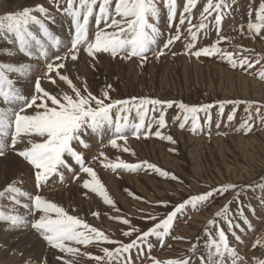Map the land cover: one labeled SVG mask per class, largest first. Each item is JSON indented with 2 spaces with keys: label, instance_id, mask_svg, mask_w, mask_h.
I'll return each instance as SVG.
<instances>
[{
  "label": "snow or ice",
  "instance_id": "obj_1",
  "mask_svg": "<svg viewBox=\"0 0 264 264\" xmlns=\"http://www.w3.org/2000/svg\"><path fill=\"white\" fill-rule=\"evenodd\" d=\"M50 2L57 6L58 11H63L71 17L74 34L68 45H63L62 41L46 26L45 19H49V16L47 9L42 5L0 16V33H4L0 39H6L15 44L18 53L29 60L42 58L46 68L43 75L36 78L34 92L27 96L17 86L18 80H14L10 74H16L17 77L29 76L32 65L25 62L19 64L0 62V105H4L0 106V156H4L7 151L11 150L31 166L34 170V183L37 190L35 194H30L18 187L16 181L0 190V199L8 198L14 205L26 208L27 215L32 217L28 220L19 213H5L0 210V223L6 225V231L30 226L50 248L63 254L56 256L62 264H75L79 256H86L96 261V264H121V262L134 264L131 257L134 249L138 256L146 255L150 264H191V256L166 261L155 259L150 255L153 247L150 238L155 237L163 246L164 238L173 230L175 219L178 215H182L187 207L191 206L195 209L208 202L214 194L223 195L235 189L236 185H222L202 194L191 195L172 206V210L166 212L163 217L148 214L145 219L153 221V224L146 230L133 226L127 218L109 217L127 226V230L122 231L123 236L130 238V242L126 244L111 239L105 232L89 225L79 216L69 214L63 207L39 194L44 187L48 186L50 180L56 182L55 178L58 177L59 182L64 183L65 172L71 173L73 181H79L81 174H86L89 179L83 180L81 185L87 190L85 195L87 192L94 193L102 199L104 204L118 211L96 171L89 166L84 154L78 150L77 146L88 149L90 145L85 137L89 134L101 138L110 134L108 146L117 151L122 149L124 152L130 151L127 147L129 134L136 139H139L141 135L144 138L154 135L161 140L175 142L170 135H165L159 130L167 126L165 111L173 106V102L150 98L112 101L107 90L111 87L110 85L106 86L99 96L93 95L88 91L86 84L83 88H78L68 75L60 71L67 68L69 60L77 61L81 50L92 59H96L98 53H108L113 58L119 55L121 59L136 57L141 62L146 60L148 53L154 51L153 46L157 44L158 38L162 35L159 28L151 22L158 20L160 15L157 0H64L66 4L64 8L60 7L59 0H50ZM162 3L167 9L168 27L171 29L174 27L173 22L177 15L176 0H162ZM196 5L197 0H186L183 11L179 13V25H184L186 21L189 24L187 32L190 40L185 45L184 54L196 58L218 55L234 69L254 67L253 61L248 56H241L239 52L224 51L218 47L228 39L219 35L223 19L222 9L229 6L227 0H207L200 14L199 24L192 26L188 17ZM33 13H38L39 17L45 19H40ZM213 13H216L214 20L218 34L217 41L211 46L193 50L197 40V32L192 30L193 27L198 30L205 28L204 21ZM93 17L97 25L94 39L89 35V21ZM102 23L103 28L100 27ZM30 25L38 26L40 38H37L30 30ZM179 25L175 26V35H170L162 48L155 49L154 54L157 58L164 55V50L169 49L181 38ZM262 30H264V3H261L259 10L255 12V22L249 20L246 33L244 26L240 29L242 35L255 34L256 36L264 35ZM50 49H57V52L50 56ZM61 49H63V54H60ZM255 63H260V60H256ZM57 78L67 85L70 91L64 90L53 94L41 86L42 80H48L56 85ZM259 78L264 79V68L261 69ZM224 103L220 104L221 111ZM227 103L239 104L241 102L228 101ZM149 105L152 106L151 109L147 107ZM177 107L185 114L179 127L183 130L189 120L187 114H192L191 126L188 130L195 134L199 128L195 114L200 111L206 112L211 106L204 105L202 108H197L180 103ZM248 107L251 108V102H248ZM114 109L116 110L115 118H113ZM133 109H135L136 119L130 121ZM149 111L153 113L159 111L160 115L158 118L153 116L146 120ZM256 112L259 116L260 108H257ZM233 118L232 114L227 117L229 121ZM176 119L179 120L180 117L177 116ZM251 119L249 115L236 131H243L247 134L252 127L249 123ZM261 122L264 123V117H261ZM153 123L158 126L154 133L151 131ZM118 141H123L124 144L121 145ZM100 158H103L102 166L112 171L117 169L136 171L144 167L163 177L170 176L169 173L146 161L140 164H129L118 156L115 161H109L103 151L92 159ZM171 178L177 179L174 176ZM244 187L251 188L252 185ZM239 195L240 193L237 192L234 199H237ZM21 198L28 199L31 204H24ZM158 204L165 208L168 207L167 201L158 202ZM228 213V205H225L220 212L216 213V216L227 221L229 231L239 228L240 225L233 224L227 219ZM92 215L99 219L100 213L92 212ZM237 215L250 229V222L244 216L243 211H238ZM213 224H215L214 220L209 221V225ZM133 236H135L134 239H132ZM233 236L237 241L240 240L234 232ZM174 239L181 240L183 237H174ZM91 244L97 247L103 244L116 245V247L111 250L107 247H100L103 256H94L81 251L79 247L87 248ZM253 247L264 248V238L257 240ZM145 248L148 249L147 253L144 251ZM205 249L206 254L201 255L200 264H227L228 259L232 260V264H238L241 259L236 250L230 246L228 237L221 229H217L215 236H209ZM197 251L198 245L191 243L188 252L194 256ZM43 264H47L46 259ZM253 264H264V259L254 257Z\"/></svg>",
  "mask_w": 264,
  "mask_h": 264
},
{
  "label": "rangeland",
  "instance_id": "obj_2",
  "mask_svg": "<svg viewBox=\"0 0 264 264\" xmlns=\"http://www.w3.org/2000/svg\"><path fill=\"white\" fill-rule=\"evenodd\" d=\"M14 1L6 0V8L4 12L0 13V16L16 13L25 8H35L37 5H42L43 3L42 6L47 9L48 16L51 15V12H54L55 15H58V18L52 22V20L49 21V19L39 17L38 13L33 14L37 15L40 19H45L46 26L49 27L53 35L62 41L63 45L69 44L74 34L71 17L63 11H58L54 3H51L50 0H27L28 2L24 1L17 4ZM60 1V7H66L64 0ZM185 2L186 0H176L177 15L173 22L174 27L170 29L168 27L167 9L164 7L162 0H157L160 15L158 20H152L151 22L159 28L162 35L158 38L157 44L153 46L154 51L157 47L162 48L170 35H175V26L179 25V13L183 11ZM206 3L207 0H197V5L192 9L188 17L191 20L192 26L199 24L200 14ZM261 3H264V0H227L229 6L222 9L223 19L220 24L219 35L228 39L219 44L218 47L224 51L239 52L241 56H248L254 63V67L252 68L242 69L237 67L234 69L225 60L220 59L218 55L196 58L184 54L185 45L190 40L187 32L189 27L187 21L184 25H179L181 38L171 45L169 49H165L164 55L157 58L154 51L150 52L147 59L141 65L138 64L137 70L134 67L130 69V72L126 75L127 79L123 76L112 74L111 70L114 66L112 63L115 58L107 60V56L102 53L97 54V58L94 61L95 66H89L91 77H96L97 79L94 84H86L88 91L90 88L93 95L99 96V93L106 86L110 85L111 87L107 89L109 94L115 93L114 98L110 97L112 101L150 98L173 102L172 108H167L165 111L167 126L159 130L165 135H170L175 142L170 143L154 135H149L148 138H141V146L135 156L138 162L132 163L140 164L146 161L169 173L170 176L163 177L151 169L141 167L133 171V173L127 174L130 176L129 179L121 180L119 183L114 180L110 181V191L114 192L113 195L118 203V211H110V213L117 217L127 218L133 226L146 230L153 224V221L145 219L148 214L163 217L166 212L172 210V206L178 202H182L191 195L202 194L211 189L219 188L222 185L233 184L237 186L223 195L214 194L208 202L195 209L191 206L187 207L183 214L178 215L175 219L173 230L164 238L165 243L163 246L160 245L155 237L150 238V243L153 245L150 255L155 259L166 261L191 256V264H200L201 255L206 254L205 244L210 235H216L217 229L225 232L230 246L236 250L238 256L241 258L238 264H253L254 257L264 259V248L253 247L257 240L264 238V123L261 122V117H264V79L259 78V73L264 68V59H261L264 58V35H242L240 31L241 26H244L246 33L249 20L255 22V12L259 10ZM96 10L98 11V8ZM215 15L216 13H213L207 17L204 21L206 24L205 28L198 30L193 27L192 30L197 32V40L195 41V48L193 50L211 46L217 41L218 34L214 20ZM29 27L34 35L40 38L38 26L30 25ZM100 27H104L103 23ZM96 30L97 25L94 17L90 18V38L94 39ZM3 35L4 33H0V37ZM66 39L68 41H65ZM0 50H7L10 52L9 57L14 58L11 61L7 60L6 62L8 63L19 64L20 62H30L29 64L33 65L29 76L17 77L16 74H10L13 76V79L18 80L17 86L19 88H21L20 86L23 81L25 87L32 88V91L30 90L27 93L31 95V92H34L35 80L38 75L36 66L40 64L45 67V61L42 58L36 59L38 63H35L34 59L29 60L18 53V48L15 44L12 45L6 39H0ZM52 51L56 53L57 49H50V56L53 55L50 54ZM4 52L6 51H0V62H3L7 58L3 56ZM81 52L78 60L70 64L72 67H75L77 78L78 76H83V70L81 69L84 65L83 63H88L92 59L83 60ZM60 54H63V49H61ZM258 59L260 63H255ZM133 61L137 63L140 59L134 58ZM114 63L117 64L116 62ZM189 66L192 67L189 68ZM69 78L72 79L73 76H69ZM43 83L44 80L41 81V85ZM83 83L84 81L82 80V83L78 81L75 85L78 88H83L85 85ZM56 90L63 91L70 89H67V85H64L63 88L57 87ZM228 101H240L241 103L232 104L227 103ZM221 102H225L222 111L220 108ZM248 102H251V108L248 107ZM180 103L188 104V107L197 108H202L204 105L211 106L206 112L200 111L195 114L199 124V128L195 134L188 130L191 126L192 114H188V127L182 130L176 126L178 124L176 117L181 116L178 113L179 108L177 107ZM147 107L151 109L152 106L149 105ZM257 108H260L259 116L256 112ZM132 113L135 115V109H133ZM229 114H232L234 117L232 121L227 119ZM159 115L157 111L155 113L149 111L146 120L153 116L158 118ZM249 115L252 117L249 120V123L252 125L251 130L247 134L243 131H236L248 119ZM157 127L153 123L152 133L157 130ZM134 142H136L135 145L139 148L140 144L138 140L136 139ZM131 146L132 142H129L127 145L130 149L129 152L132 151ZM12 154L14 155L15 153L13 152ZM12 154H7L6 152L4 157H12ZM0 158H3V156H0ZM10 166L12 171L16 170V164L13 161ZM16 174L12 179L9 178L8 182L4 185L12 183L16 179L19 182L23 174L21 172H17ZM171 176L177 179H172ZM247 184H251L252 187L245 188L244 186ZM4 185L2 186V190L5 188ZM124 189L125 193L128 191L136 197L135 202L125 197L122 193ZM237 192L240 195L237 199H234ZM76 194L72 195L70 204L73 203L74 205H72L79 210H81L82 206L81 211L95 209L97 205L95 201L89 203L86 197ZM162 201L168 202L167 208L158 204V202ZM230 201L231 203L234 201V203L230 205ZM225 205H228L229 209L227 219L231 220L233 224L240 225L239 228H233L232 231H229L227 221L222 217L216 216V213L220 212ZM241 210L250 222V229L237 215L238 211ZM206 212L208 215H202ZM198 215L199 218H197ZM109 217H113L112 215L109 214L108 220H114ZM200 218L201 220L204 218V220L201 221ZM132 219L133 222L131 221ZM213 220L215 224L209 225V221ZM101 230L113 240H125L126 242L130 240V238L122 235V231L127 230V226L120 222H117L116 229L108 230L104 227ZM233 232L236 236L240 237L239 241L235 239ZM26 233H23L25 237L28 236L29 232ZM31 233H35V230L32 229ZM174 237H183V239L177 240ZM134 238L135 236L132 237V239ZM21 239L22 237H20L19 233L15 234L13 236V244H9L8 253L13 250V263L11 264H19L17 262L20 259L17 258L21 253H24L26 256L29 255V261H25L24 263L32 262L34 264L36 262L38 264V255L46 248L44 243H40V247H42L35 249L32 253L29 250H23L30 249L31 244L26 241L22 242V240L26 239ZM191 243L198 245V251L194 256L188 252ZM4 245V240L0 241V246ZM100 247H107L111 250L116 245L103 244ZM100 247L92 244L88 250L94 256H103ZM20 248L22 249L20 250ZM144 251L147 253L148 249L145 248ZM4 253V249L0 248V264L5 262L2 260ZM131 257L135 264H150L146 255L138 256L135 249L132 250ZM68 258L70 259L71 257ZM59 262L62 263L60 260ZM47 264H53L52 260L49 259ZM75 264H96V261L79 256ZM227 264H232V260L228 259Z\"/></svg>",
  "mask_w": 264,
  "mask_h": 264
},
{
  "label": "crops",
  "instance_id": "obj_3",
  "mask_svg": "<svg viewBox=\"0 0 264 264\" xmlns=\"http://www.w3.org/2000/svg\"><path fill=\"white\" fill-rule=\"evenodd\" d=\"M102 54H104V55L107 56V60L113 59V57L110 54H108V53H102ZM148 55H150V52L148 53ZM82 56H83V60H90L91 59V57L87 58L88 56L86 55V53L83 54ZM134 58H136V57H132L130 59H121V57L119 55L117 57H115V59L113 60V63H112L114 65L113 68H112V70H111L112 74H116V75L123 76L124 78H126L127 73L130 72V69L132 67H134L137 70L138 64H140V65L142 64L141 60L138 61L137 63H134V61H133ZM94 61H95V59H92V60H90L88 62L89 64L88 63H84L83 67L81 68L83 70V72H84L82 77L81 76L80 77L78 76V78H77L76 69H75V67H72L70 65L71 63H67V68L66 69H61L62 71L61 70L60 71L63 74H65V75L73 76V78L71 80H72V82H74V84L76 82H78V81L82 83V80L84 81L83 84H87V83L88 84H94L97 79H96V77H91L90 68H89L90 65H94L95 66ZM114 62H116L117 64H115ZM68 65H69V67H68ZM42 68L43 67L40 64L37 65V68H36L37 74H38L37 77H41L43 75L44 71L46 70L45 67H44V69L42 71ZM47 83H49V84H47ZM23 85L24 84H22L21 85V88H20L21 91H22V93L25 94V95H27V96H30V95H28L26 93L29 92L32 88H30V87L28 88V87H25V85L24 86ZM64 85L65 84L63 82L59 81L58 78H57V84L56 85L50 83L48 80H44V83L41 86L43 88H45L46 90L48 89L49 92H51L53 94H56V93L62 92V91H56V88L57 87H62L63 88ZM24 87L26 88L25 89L26 91L24 90ZM68 91H70V90H68ZM89 91H90V88H89ZM109 96L112 97V98H114L115 97V93L109 94ZM185 105H188V104H185ZM158 112L159 111H157V114H158ZM178 113H180V115H181L180 117L181 118L178 120V124H176L177 127H179L180 123L183 122V117L185 115L184 113L181 112L180 109H179ZM115 115H116V110L114 109L113 110V118H115ZM135 119H136L135 118V115L133 113H131L130 114V121L131 120H135ZM188 125H189V120L185 124V127H188ZM109 135L110 134L104 135L103 138H101L99 136L97 137L95 135L89 134L88 136L85 137V139L89 143L90 147L88 149L80 148L79 146H77V147H78V150L84 154L86 161L89 163V166H91L96 171L97 176L100 179V181L102 182V184L104 185V188H105L106 192L108 193V195L110 196V198L114 201V203L116 205V208L118 209V207H117L118 203L116 202V198L114 197V195L110 191V187H109L110 181H113L114 180L115 182H119L121 180L129 179L130 176H128L127 174H131V173H133V171H126V170H122V169H117L116 171H112L111 169H106V168H104L102 166L101 160L103 158H100V159H97V160H93L92 158L94 156H98L99 153L101 151H103L109 161H115L116 160V156H118L121 160H123L126 163H129V164L136 163L138 161H137V159H136L135 156H136L137 152H139V149H140V146H141L140 140H141V138H144V136L141 135V137L139 139H137L138 140V143L140 144L139 145V148H138V147H136L135 142H134V140H136V138L133 137V136H131L129 134L128 142H130V141L132 142V146H131L132 151L131 152H124L122 149L120 151H117L116 149H112L111 147L108 146ZM119 142H121V145L124 144L123 141H118V143ZM128 142H127V145H128ZM20 147H22V145ZM108 150H109V152H108ZM12 153H13V151H7V154H12ZM114 154H116V155H114ZM12 157L18 159L25 166V170L24 171H20V172L26 178H24L22 176L19 182L17 180H15L17 186L18 187L21 186V188H24L25 187L22 190L25 191V189H27L26 191L28 193H30V194L36 193L35 192V191H37L36 188H32V187H35V183H34V170L31 168V166L27 165V163L25 161H23L20 157H18L16 154H14ZM128 158H131V159H128ZM98 174H100V175H98ZM87 178L88 177L86 176V174H81L79 181H73L71 179V173L65 172V182L64 183H60L59 180H58V177L55 178L56 182H53V181L50 180L49 183H48V186L44 187L40 191L39 194L45 197L46 196L45 194L46 193H49L48 195L49 196L51 195V196L48 197V195H47L45 198H47L48 200H50V201H52V202L60 205L69 214L74 215V216H79L86 223H88L89 225H91L93 227H96L99 230H101L104 227L107 228L108 230L109 229H116L117 222H119V221L118 220H108L109 214L112 215L113 217H117L116 215H113L112 213H110V211L116 212V209H113L111 206L104 204L103 201H102V199L100 197H98L94 193L87 192V195H85V192L87 190L83 189L81 185L83 183V180H85ZM24 181H26V182H24ZM26 183H27V185H26ZM28 184H29V186H28ZM31 185H32V187H31ZM68 187H70V190H69ZM74 187L75 188L77 187V188L75 189ZM65 189H66L67 192L65 191ZM0 190H2V187L0 188ZM60 191H62V192L59 193ZM124 191H125V189L123 190L122 193L125 195V197H128L129 200L135 202V198L136 197L133 194L132 195H129L130 192L127 191V193H125ZM74 193L79 194L81 197H86L87 200L89 201V203L91 201H95L97 203L95 209L93 208L91 210H87L86 209L85 211H81L77 207H75L72 204H70L71 196ZM63 195H64V197H62ZM7 199L8 198H2V199H0V201H2V202H0V210L4 211L5 213H19L21 215H24L26 217V219H28V220H31L32 219L31 216H28L27 215V209L26 208L25 209H22L24 207H20L19 205H14L9 199L8 200ZM21 200H22V202L24 204H28V205L31 204V201H29L26 198H21ZM4 201L5 202L9 201L10 202V205H9L8 202L5 203ZM1 203H3L4 205L3 204L1 205ZM11 203H12V206H11ZM4 207H6V208H4ZM10 207H11V209H8ZM21 209L23 211H21ZM97 211L100 213L99 219H97L96 217H94L92 215V212H97ZM131 221L133 222V219ZM1 226H2V228H1ZM5 228H6V225L4 223H0V234H1L0 235V241L4 240L5 244L7 243L9 245V244H12L13 243V236L15 234L21 232L20 233V236L21 237H24L23 233L24 232L25 233L26 232H29L28 236L31 237V238L33 237L32 240H36V241H38L40 243H44V245L46 246L45 250L43 252H41L42 255L40 254L41 255L40 257H42L43 260L46 259L48 261L49 259H51L52 262H53V264H62L61 262H59V260L56 259V256L57 255H63V254L62 253H58L55 249L50 248L47 245L46 241H44L38 235V233H36V232L35 233H30L31 230H32L30 226L29 227H20L22 229L16 228V229H11V230H7V231L5 230ZM18 230H19V232H18ZM3 233H5V234H3ZM7 233H8V235H7ZM9 236H11V237H9ZM5 238H6V240H5ZM129 242H130V240L128 241V243ZM7 244L4 245V246H0V248H3L4 249V252H5L4 255H3V257H2V260L5 261L3 264H7V263H10L11 264V263H13L12 262V259H13V253L12 252H13V250H11L10 253H8L9 246ZM79 247H81V251L88 252L89 251L88 249H89L90 245L87 248H84L83 246H79ZM88 253H91V252L89 251ZM82 257H86V256H82ZM17 259H20V261L17 262V263H21V262L24 263L25 261H29V255L26 256L24 253H21V255L18 256ZM38 260L40 262L39 255H38ZM39 262H38V264H40V263L43 264L44 261L43 262H40V263ZM138 264H140V263H138Z\"/></svg>",
  "mask_w": 264,
  "mask_h": 264
},
{
  "label": "bare ground",
  "instance_id": "obj_4",
  "mask_svg": "<svg viewBox=\"0 0 264 264\" xmlns=\"http://www.w3.org/2000/svg\"><path fill=\"white\" fill-rule=\"evenodd\" d=\"M16 1V3L17 4H20V3H23L24 1H27V0H15ZM14 1V2H15ZM30 1V0H29ZM38 1V0H37ZM28 2V1H27ZM33 2V1H32ZM32 5V4H31ZM42 5H43V3H42ZM19 6V5H18ZM8 7V6H7ZM6 8V0H0V13H2V11L4 12V9ZM57 13V12H56ZM53 15V16H52ZM64 15V14H63ZM59 16H60V14H59ZM58 18V15H55L54 14V12H51V15H49V21L50 20H52V22H54L56 19ZM51 22V23H52ZM37 28V27H36ZM34 29V28H33ZM94 29H96V28H94ZM58 32V31H57ZM94 32V31H93ZM68 37V36H67ZM261 38V37H260ZM65 41H68V39H66ZM4 54V55H3ZM2 55L3 56H6L7 58H6V60L4 59V61L3 62H5V63H8V62H6L7 60L8 61H11V60H13L14 58L13 57H9L10 56V52H8L7 50H6V52H4ZM83 54H81V56H82ZM3 56H2V58H3ZM15 57V56H14ZM83 57V56H82ZM81 57V58H82ZM16 58V57H15ZM87 58H89V57H87ZM22 59V58H21ZM34 60H36V59H34ZM82 60V59H81ZM92 60V59H91ZM160 60V59H159ZM24 61V60H23ZM33 61V60H32ZM69 63H71L72 61L71 60H69L68 61ZM194 62V61H193ZM30 63V62H29ZM85 63V62H84ZM83 63V64H84ZM14 64V63H13ZM125 65V64H124ZM33 66V65H32ZM68 67H69V65H68ZM168 67V66H167ZM190 67H192V66H189V68ZM33 68V67H32ZM36 68H37V66H36ZM165 68H166V66H165ZM167 69V68H166ZM185 70V69H184ZM62 71V70H61ZM162 71H164V70H162ZM183 71V70H182ZM187 71V70H186ZM68 72V71H67ZM87 72V71H86ZM166 72V71H165ZM179 72V71H178ZM70 73V72H69ZM84 73V72H83ZM170 73V72H169ZM172 73V72H171ZM175 73V72H174ZM217 73V72H216ZM13 77V76H12ZM72 77V76H71ZM80 77V76H79ZM17 78V77H16ZM24 79H26V78H24ZM15 80V79H14ZM75 80V79H74ZM21 82V81H20ZM24 82V81H23ZM22 82V84H24ZM47 82V81H46ZM26 84V83H25ZM28 84V83H27ZM31 84V83H30ZM47 84H49V83H47ZM248 84V83H247ZM19 85V84H18ZM51 85V84H50ZM243 85H244V83H243ZM24 86V85H23ZM28 86V85H27ZM30 86V85H29ZM21 87V86H20ZM34 87V86H33ZM243 87V86H242ZM245 87V86H244ZM29 88V87H28ZM54 88V87H53ZM59 88V87H58ZM26 88L24 87V90H25ZM23 90V91H24ZM28 90V89H27ZM48 90V89H47ZM243 90V89H242ZM246 90V89H245ZM244 90V91H245ZM26 91V90H25ZM32 91V90H31ZM56 91H58V90H56ZM28 93V92H27ZM26 93V94H27ZM30 94V93H29ZM31 94H32V92H31ZM259 95V94H258ZM260 99V98H259ZM257 100V99H256ZM174 131H176V130H174ZM98 137V136H97ZM241 139V138H240ZM250 140V139H249ZM100 141V140H99ZM238 141V140H237ZM103 142V141H102ZM131 142V141H130ZM261 142V141H260ZM129 143V142H128ZM136 143V142H135ZM143 143V142H142ZM239 143H240V141H239ZM248 144H249V142H248ZM258 144V143H257ZM264 144V143H263ZM242 145V144H241ZM143 146H144V144H143ZM243 146V145H242ZM137 147V146H136ZM253 147V146H252ZM258 147V146H257ZM160 148V147H159ZM245 148V147H244ZM252 149V148H251ZM150 151V150H149ZM156 151H158V150H156ZM155 151V152H156ZM108 152H109V150H108ZM243 152V151H242ZM150 153V152H149ZM148 153V154H149ZM153 154V153H152ZM155 154V153H154ZM13 155V154H12ZM114 155H116V154H114ZM158 156V155H157ZM109 157V156H108ZM117 157V156H116ZM153 157H155V156H153ZM155 159H156V157H155ZM162 159V158H161ZM164 160H166V159H164ZM13 161V163H15L16 164V170L15 171H12L11 169V166H10V164H11V162ZM162 161V160H161ZM0 188L6 183V182H8L7 180L9 179V178H13L14 176H16V175H18V174H16L17 172H20V171H24L25 170V166L23 165V163H21L19 160H17V159H15L14 157H11V156H6V157H4L3 156V158H0ZM8 168V169H7ZM29 169V168H28ZM16 174V175H15ZM9 175V176H8ZM25 175V174H24ZM31 175V174H30ZM98 175H100V174H98ZM24 178H26L25 176H23ZM16 178V177H15ZM18 178V177H17ZM89 178V177H88ZM87 178V179H88ZM126 178V177H125ZM20 179V178H19ZM138 179V178H137ZM143 179V178H142ZM17 180V179H16ZM23 180V179H22ZM29 180V179H28ZM27 180V181H28ZM83 180V179H82ZM81 180V181H82ZM105 181V180H104ZM24 182H26V181H24ZM32 182V181H31ZM30 182V183H31ZM132 182H133V180H132ZM23 183V182H22ZM33 183V182H32ZM119 183V182H118ZM128 183V182H127ZM130 183V182H129ZM7 185V184H6ZM26 185H27V183H26ZM121 185V184H120ZM5 186V185H4ZM28 186H29V184H28ZM114 186V185H113ZM131 186V185H130ZM133 186V185H132ZM20 188H21V186H19ZM27 187V186H26ZM31 187H32V185H31ZM25 188V187H24ZM24 188H21V189H24ZM29 188V187H28ZM32 188H35V187H32ZM69 188V190H70V187H68ZM75 188V187H74ZM77 188V187H76ZM75 188V189H76ZM111 188H113L112 186H111ZM73 189V188H72ZM74 189V190H75ZM114 189H115V187H114ZM27 189H25V191H26ZM30 190V189H29ZM116 190V189H115ZM138 190V189H137ZM31 191V190H30ZM65 191H66V189H65ZM113 191V190H112ZM27 192V191H26ZM36 192V191H35ZM57 192V191H56ZM62 191H60L59 193H61ZM67 192V191H66ZM118 192V191H117ZM53 193V192H52ZM55 193V192H54ZM114 193V192H113ZM112 193V194H113ZM35 194V193H34ZM49 193H46L45 195L47 196ZM81 194V193H80ZM119 194V193H118ZM44 195V194H43ZM74 195V194H73ZM77 195V194H76ZM76 195H75V197H76ZM45 196V197H46ZM51 196V195H50ZM49 195H48V197H50ZM54 196V195H53ZM117 196H120V195H117ZM62 197H64V195L62 196ZM72 197V196H71ZM121 197V196H120ZM94 198V197H93ZM119 198V197H118ZM4 200V199H3ZM8 200V199H7ZM79 200V199H78ZM82 200V199H81ZM84 200V199H83ZM76 201V200H75ZM80 201V200H79ZM85 201V200H84ZM83 201V202H84ZM0 202H2V201H0ZM5 202V201H4ZM8 203H9V205H10V202L9 201H7ZM7 202H5V203H7ZM82 202V203H83ZM86 202V201H85ZM94 202V201H93ZM77 203V202H76ZM91 203V202H90ZM123 203V202H122ZM125 203V202H124ZM3 203H1V205H2ZM73 204V203H72ZM88 204V203H87ZM96 204V203H95ZM4 205V204H3ZM70 205V204H69ZM74 205V204H73ZM82 205V204H81ZM6 206V205H5ZM11 206H12V203H11ZM79 206H80V204H79ZM3 207V206H2ZM87 207V206H86ZM93 207V206H92ZM95 207V206H94ZM4 208H6V207H4ZM8 209H11V207L10 208H8ZM19 209V208H18ZM22 209H25V208H22ZM21 209V211H23ZM68 209V208H67ZM14 210V209H13ZM12 210V211H13ZM81 210H82V206H81ZM26 214V213H25ZM202 215H208V213L206 212V213H204V214H202ZM208 217V216H207ZM197 218H199V215H198V217ZM202 218V217H201ZM201 218H200V220H201ZM202 220H204V218L202 219ZM201 220V221H202ZM204 222V221H203ZM197 224V223H196ZM198 225V224H197ZM205 225V224H204ZM198 226H200V225H198ZM197 226V227H198ZM1 228H2V226H1ZM20 229H22V228H20ZM192 229H194V228H192ZM13 231V230H12ZM21 231V230H20ZM25 231V230H24ZM29 231V230H28ZM6 232V231H5ZM16 232V231H15ZM18 232H19V230H18ZM33 232V231H32ZM20 233L21 232H19V235H20ZM25 233V232H24ZM31 233V232H30ZM3 234H5V233H3ZM14 234V233H13ZM18 234V233H17ZM27 234V233H26ZM1 235V234H0ZM7 235H8V233H7ZM22 235V234H21ZM3 236V235H2ZM17 236V235H16ZM15 236V237H16ZM5 237V236H4ZM9 237H11V236H9ZM19 237V236H18ZM21 237V236H20ZM33 238V237H32ZM32 238L31 237H29V236H24V237H22V239H26V240H22V242L23 241H26L27 243H29V244H31V248L29 249H23L24 251H27V250H29L30 252H34V250L35 249H38V248H41L40 247V242H38V241H36V240H32ZM5 240H6V238H5ZM247 243V242H246ZM245 243V244H246ZM7 244V243H6ZM5 244V245H6ZM13 244V243H12ZM19 244V243H18ZM26 244V243H25ZM24 244V245H25ZM8 245V244H7ZM9 246V245H8ZM13 246H15V245H13ZM15 248V247H14ZM11 249V248H10ZM19 249V248H18ZM22 248H20V250H21ZM22 250V251H23ZM42 250V249H41ZM37 251V250H36ZM48 251V250H47ZM26 253V252H25ZM39 253V252H38ZM27 254V253H26ZM35 254V253H34ZM44 254V253H43ZM42 255V254H41ZM41 255H39V258H41L40 259V262H43L44 260H43V258L42 257H40ZM34 257V256H33ZM27 259V258H26ZM38 261V260H37ZM39 262V261H38ZM39 262V263H40ZM48 262V261H47ZM27 264H32V262H28ZM34 264H37L36 262L34 263ZM41 264V263H40Z\"/></svg>",
  "mask_w": 264,
  "mask_h": 264
},
{
  "label": "trees",
  "instance_id": "obj_5",
  "mask_svg": "<svg viewBox=\"0 0 264 264\" xmlns=\"http://www.w3.org/2000/svg\"><path fill=\"white\" fill-rule=\"evenodd\" d=\"M247 185H251V184H247ZM246 186V185H245ZM234 203V201H232V203L230 205H232Z\"/></svg>",
  "mask_w": 264,
  "mask_h": 264
}]
</instances>
